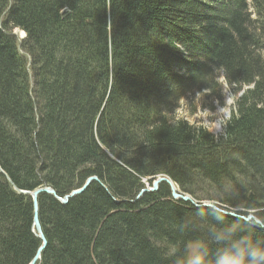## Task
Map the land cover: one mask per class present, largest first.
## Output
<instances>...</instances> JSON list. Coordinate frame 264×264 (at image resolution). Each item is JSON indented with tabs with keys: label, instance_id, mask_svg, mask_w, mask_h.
<instances>
[{
	"label": "trees",
	"instance_id": "obj_1",
	"mask_svg": "<svg viewBox=\"0 0 264 264\" xmlns=\"http://www.w3.org/2000/svg\"><path fill=\"white\" fill-rule=\"evenodd\" d=\"M220 79L238 97L219 136L175 118L197 93L222 104ZM91 176L65 205L39 195V264H174L193 243L214 248L215 211L165 184L135 201L158 176L264 223V0H0V264L41 244L16 189L63 197Z\"/></svg>",
	"mask_w": 264,
	"mask_h": 264
},
{
	"label": "clouds",
	"instance_id": "obj_2",
	"mask_svg": "<svg viewBox=\"0 0 264 264\" xmlns=\"http://www.w3.org/2000/svg\"><path fill=\"white\" fill-rule=\"evenodd\" d=\"M217 225L210 233V248L204 241L185 247L184 255L174 264H264V223L229 220L223 214L212 213ZM174 249V248H173ZM177 253L171 251V257Z\"/></svg>",
	"mask_w": 264,
	"mask_h": 264
},
{
	"label": "rangeland",
	"instance_id": "obj_3",
	"mask_svg": "<svg viewBox=\"0 0 264 264\" xmlns=\"http://www.w3.org/2000/svg\"><path fill=\"white\" fill-rule=\"evenodd\" d=\"M249 11L251 12L252 9ZM252 18H254L253 14H252ZM220 82L222 83V90H223V103L222 104L213 105V100L210 96L197 93L191 97H188V99L180 103V106L177 109V111L176 110L174 111L175 118L184 120L190 125H193L196 127L202 126L206 128L207 131L214 137L219 136L223 132L225 124L230 119L232 110L234 108L233 103L235 99L238 97V96L234 97L231 94L229 87L223 82L222 79H220ZM193 201L195 205L204 204V203L206 204L212 203V202H207L205 200L200 201V202L195 201V200ZM212 205L214 208H216L217 203L213 202ZM218 206H219V209H223V206H220V204ZM225 210H222V211L224 212L228 211V210L226 211ZM257 221H259L260 224L263 223L258 219ZM29 262L30 261H28L26 264H29Z\"/></svg>",
	"mask_w": 264,
	"mask_h": 264
},
{
	"label": "water",
	"instance_id": "obj_4",
	"mask_svg": "<svg viewBox=\"0 0 264 264\" xmlns=\"http://www.w3.org/2000/svg\"><path fill=\"white\" fill-rule=\"evenodd\" d=\"M97 180L98 179L95 178V177L88 178L85 181V183L80 188L71 191L69 194H67V195H65L63 197H59L56 194V192L50 187L38 188V189L28 193L29 197L31 198V201H32V206L34 208V219L38 220L36 212H37V208H38V197H39L40 194L51 195L58 202H60L61 204H67V202L71 198L81 195L83 192L86 191V189L89 187V185L91 183L96 182ZM159 183H163V184L168 186V188L170 189V194L173 197V199H176V200L180 199V195L179 194L177 195V192H176V189H175L176 188L175 185H173L170 180L162 177V178L158 179L156 182H154L153 184H151L150 187L140 190L139 193L137 194V196L135 197V201H138L139 199H141L143 197V195H145V194L156 193L157 188H158L157 186H158ZM16 191L18 193L25 194L24 192H22L20 190L18 191L16 189ZM189 198L187 197V198H184L183 200L184 201H188V200L192 201L191 198L190 199ZM207 207L212 209V210H214V211H216L218 214L225 215L226 217H231V218L242 220V221H244V220H247V221L254 220L255 224L260 225L259 221H257V219H255V218H253L252 215H248L246 217V219H243V216L237 215V214L232 213V212L221 213L217 208H214L212 204H208ZM35 225H36V231L40 234V238L42 239L41 240L42 243L37 248L36 254H35L34 258L32 259V261L29 262V264H37L38 262H40V260H41L40 256L42 255V252L44 251L45 247L47 246L46 241L44 240V238H43V236L41 234L40 224L38 225L37 221H35Z\"/></svg>",
	"mask_w": 264,
	"mask_h": 264
},
{
	"label": "bare ground",
	"instance_id": "obj_5",
	"mask_svg": "<svg viewBox=\"0 0 264 264\" xmlns=\"http://www.w3.org/2000/svg\"><path fill=\"white\" fill-rule=\"evenodd\" d=\"M17 32V33H16ZM12 35L14 36V37H16L17 39H18V41L20 42V44H19V46H18V49L21 51V41H23L24 39H25V37H26V35H25V33H23V32H21V31H14L13 33H12ZM91 177H95V176H91ZM91 177H89V178H91ZM162 177H164V178H166V179H168V180H170L169 178H167L166 176H158L156 179H153L152 180V182H151V184H153L154 182H156L158 179H160V178H162ZM96 178V177H95ZM88 179V178H87ZM86 179V180H87ZM171 181V180H170ZM99 182V180H97L96 181V183H98ZM85 183V182H84ZM171 183L174 185V183L171 181ZM151 184H149V183H145V185H144V188H148V187H150V185ZM163 183H159L158 184V188H157V191L159 190V187H160V185H162ZM176 187V186H175ZM42 188H44V187H42ZM143 188V189H144ZM176 189V192H177V195L179 194L180 195V199H177V200H180V201H182V202H185V203H190V204H194V206L196 207V208H198V209H210V208H208L207 206H208V204H206V203H204V204H197V205H195V203H194V201L192 200V198L189 196V195H187V194H185V193H182V192H180L179 190H178V188L176 187L175 188ZM142 190V189H141ZM170 190V189H169ZM21 191V190H20ZM156 191V192H157ZM22 192H24L25 193V195H29L28 193H30V192H27V191H22ZM148 194H150V193H148ZM24 195V194H23ZM171 195V194H170ZM144 196V195H143ZM76 197V196H75ZM191 198V200L192 201H184L183 199L184 198ZM74 198V197H73ZM73 198H71V199H73ZM171 198L173 199V197L171 196ZM189 198V199H190ZM70 199V200H71ZM174 200H176V199H174ZM69 202V201H68ZM67 202V203H68ZM60 203V202H59ZM210 204H213V203H210ZM62 205H65V204H62ZM216 208L221 212V213H227L228 211H226L225 209H219V206L217 205L216 206ZM222 210H225L226 212H224V211H222ZM214 211V210H213ZM259 210H257V211H253V212H250L248 215H252L253 216V218H256V216L254 215L256 212H258ZM230 212H232V213H235V214H237L236 212H234V211H230ZM36 215H37V218H38V220H35L34 219V208H33V219H32V232H33V234L35 235V237L42 243V239L40 238V234L36 231V225H35V221H37V223H38V225L40 224L39 223V207L37 208V212H36ZM238 215V214H237ZM248 215H246V216H243V219H246V217L248 216ZM257 219V218H256ZM250 222H253L254 223V220H250ZM40 229H41V234H42V236H43V238H44V240L46 241V239H45V237H44V234H43V232H42V228H41V226H40ZM46 244H47V242H46ZM34 258V257H33ZM40 258H41V256H40ZM32 261V260H31ZM30 261V262H31ZM37 264H39V262L37 263Z\"/></svg>",
	"mask_w": 264,
	"mask_h": 264
}]
</instances>
